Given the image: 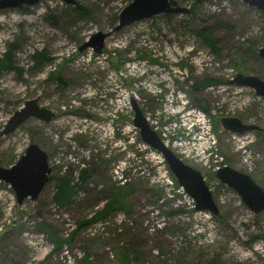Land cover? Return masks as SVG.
<instances>
[{"label": "rangeland", "instance_id": "374dc122", "mask_svg": "<svg viewBox=\"0 0 264 264\" xmlns=\"http://www.w3.org/2000/svg\"><path fill=\"white\" fill-rule=\"evenodd\" d=\"M77 1L90 16L61 0L0 10V56L14 45L17 67L0 72V129L26 99L56 112L49 122L29 118L0 136V165L10 166L35 142L48 155L50 176L69 171L75 182L89 168L68 207L53 202V180L21 204L0 181V264H77L84 253L90 264H122L121 247L136 251L129 264H264V210L252 212L215 176L227 164L264 187V134L233 133L220 122L237 117L264 133V101L229 83L238 72L264 79V62L245 51L250 40L264 41V12L240 1L200 0L192 13L158 14L113 31L130 0ZM177 1L190 9L195 0ZM202 25L212 26L219 55L190 31ZM97 30L109 33L103 51H79ZM36 51L50 60L34 67ZM206 80L212 83L201 84ZM131 97L165 144L203 174L221 218L194 211L161 155L139 142ZM123 182L128 213L81 224L104 203V189ZM42 221L61 238L76 230L71 242L53 251Z\"/></svg>", "mask_w": 264, "mask_h": 264}, {"label": "water", "instance_id": "95a60500", "mask_svg": "<svg viewBox=\"0 0 264 264\" xmlns=\"http://www.w3.org/2000/svg\"><path fill=\"white\" fill-rule=\"evenodd\" d=\"M40 0H0V10L7 8H22L37 4ZM66 4L80 8L77 0H61ZM200 1V0H195ZM264 12V0H234ZM189 8L179 4L177 0H130L117 15V23L113 31H118L135 21L151 18L158 14H185ZM108 32L97 30L83 41L78 50L91 48L96 53L103 51ZM257 56L264 62V46L257 49ZM230 84L253 89L255 95L264 101V79L255 74L238 72L229 80ZM133 111L132 123L137 129L141 142L158 152L166 162L177 184L193 200L194 211H204L211 215L219 214V207L213 198L212 191L206 183L203 174L196 168L184 162L162 140L158 132L152 128L141 107L134 97L130 99ZM55 117V112L38 103V98L26 99L3 124L0 136L13 132L20 124L29 118L49 122ZM222 126L233 133L243 134L248 131H259L256 124L243 122L237 117L227 116L220 119ZM52 168L48 163L47 153L35 142H30L18 159L8 167L0 165V181L11 187L17 204L25 199L34 200L38 197L49 181ZM220 183L233 189L254 213L264 210V189L248 174L227 164L215 171Z\"/></svg>", "mask_w": 264, "mask_h": 264}, {"label": "trees", "instance_id": "16d2710c", "mask_svg": "<svg viewBox=\"0 0 264 264\" xmlns=\"http://www.w3.org/2000/svg\"><path fill=\"white\" fill-rule=\"evenodd\" d=\"M202 1V0H201ZM201 1L193 2V7L190 8L189 12L192 13L195 11V6L198 5ZM73 11L80 16H90V12L87 6L81 4L79 9H76L74 6H71ZM27 7H22L21 9H26ZM190 31L201 40V43L209 49V51L215 55L220 54L219 39L214 35L212 26L202 25V26H193L190 28ZM263 40H254L249 41V44L245 51L257 57V49L263 44ZM14 45H9V47L1 54L0 56V72L3 71H11L17 70V67L14 65V61L12 59V51L14 49ZM245 55L240 54L238 59L244 60ZM32 61L34 67H39L43 63L50 60L43 51H36L32 54ZM54 72L51 73V76ZM52 77H55L54 75ZM56 79L60 80V76L57 75ZM212 80L202 81L203 85H210ZM197 86V85H196ZM196 86H194L196 88ZM200 108L209 116L208 109L203 105L199 104ZM217 122V121H216ZM214 122V123H216ZM258 134H264L263 132L257 131ZM139 142H141L138 137ZM142 143V142H141ZM89 168L82 167L77 174L76 181L73 182L70 179L71 173L69 171H65L63 174L50 176L49 180L54 181V193H53V202L59 207H68L72 203L73 197L77 194L79 188L83 183L87 181L89 178ZM107 188V189H106ZM104 190L106 194V198L102 206L94 211V213L87 219L83 220L81 224H88L91 222H97L103 220L111 213L116 211H122L124 213H128L130 209V202L127 199L129 196V189L127 186H124V182L121 185L114 186L108 185ZM264 189V187H263ZM217 218H221L222 216L218 214L215 216ZM39 228L44 231L51 240L53 245V251L61 249L66 243L71 242L75 231L73 230L69 236L61 238L58 234V231L52 226L50 223H46L45 221L40 222ZM116 256L122 264H129L131 260H136L137 254L133 249H123L122 247L118 249L116 252ZM77 264H90L88 253H84L77 259Z\"/></svg>", "mask_w": 264, "mask_h": 264}, {"label": "built area", "instance_id": "2783aa9c", "mask_svg": "<svg viewBox=\"0 0 264 264\" xmlns=\"http://www.w3.org/2000/svg\"><path fill=\"white\" fill-rule=\"evenodd\" d=\"M142 144H143V143H142ZM143 145H144V144H143ZM217 168H218V167H217ZM217 168H216V169H217ZM178 188L180 189L181 193H183L184 195L188 196L180 186H178ZM188 197H189V196H188ZM189 199H191V198L189 197ZM191 200H192V199H191ZM192 201H193V200H192Z\"/></svg>", "mask_w": 264, "mask_h": 264}, {"label": "flooded vegetation", "instance_id": "af4514ba", "mask_svg": "<svg viewBox=\"0 0 264 264\" xmlns=\"http://www.w3.org/2000/svg\"><path fill=\"white\" fill-rule=\"evenodd\" d=\"M55 115H56V112H55ZM121 138V136H119V139Z\"/></svg>", "mask_w": 264, "mask_h": 264}]
</instances>
